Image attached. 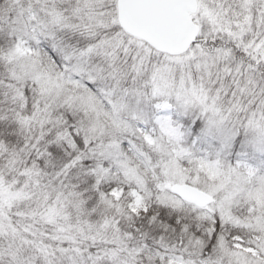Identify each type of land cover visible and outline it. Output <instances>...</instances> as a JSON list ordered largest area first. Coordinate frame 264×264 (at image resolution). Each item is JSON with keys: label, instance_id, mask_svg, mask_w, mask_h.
<instances>
[{"label": "snow or ice", "instance_id": "snow-or-ice-1", "mask_svg": "<svg viewBox=\"0 0 264 264\" xmlns=\"http://www.w3.org/2000/svg\"><path fill=\"white\" fill-rule=\"evenodd\" d=\"M188 116L264 150V0H0V264H264V164Z\"/></svg>", "mask_w": 264, "mask_h": 264}, {"label": "trees", "instance_id": "trees-1", "mask_svg": "<svg viewBox=\"0 0 264 264\" xmlns=\"http://www.w3.org/2000/svg\"><path fill=\"white\" fill-rule=\"evenodd\" d=\"M181 123L188 130L186 143L191 146L195 142V147L201 154L208 153L215 158L217 152H220L222 158L230 162L236 160H245L253 166L264 164V150H260L252 143L253 134L241 130L239 135L232 139L230 147L222 149L220 137L227 132L230 125L222 126L220 131L212 130L205 133L206 121L199 119L193 121L191 116L181 117ZM192 121V122H190ZM253 199L257 204H264V192L257 191L253 194Z\"/></svg>", "mask_w": 264, "mask_h": 264}, {"label": "water", "instance_id": "water-1", "mask_svg": "<svg viewBox=\"0 0 264 264\" xmlns=\"http://www.w3.org/2000/svg\"><path fill=\"white\" fill-rule=\"evenodd\" d=\"M177 190L184 189V194L186 198L194 200V201H199L204 198V193L197 192L195 189H187L186 185L183 183H180L179 185L175 186Z\"/></svg>", "mask_w": 264, "mask_h": 264}, {"label": "rangeland", "instance_id": "rangeland-1", "mask_svg": "<svg viewBox=\"0 0 264 264\" xmlns=\"http://www.w3.org/2000/svg\"><path fill=\"white\" fill-rule=\"evenodd\" d=\"M205 128H206V126H205ZM234 162H235V161H234ZM234 162H233V163H234ZM208 175H209V178H210V179L216 177V173H214V172H212V171H210V170H208ZM181 183H183V182H181Z\"/></svg>", "mask_w": 264, "mask_h": 264}]
</instances>
